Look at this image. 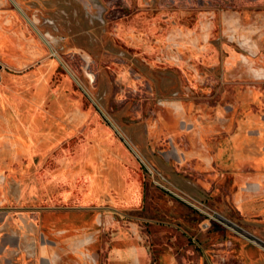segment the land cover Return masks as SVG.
Returning a JSON list of instances; mask_svg holds the SVG:
<instances>
[{
	"label": "rangeland",
	"instance_id": "rangeland-1",
	"mask_svg": "<svg viewBox=\"0 0 264 264\" xmlns=\"http://www.w3.org/2000/svg\"><path fill=\"white\" fill-rule=\"evenodd\" d=\"M0 15L12 39L0 44L4 75L23 81L14 89L26 108L40 75L45 108L61 112L42 162L46 202L56 190L64 220L99 226L96 264H136L115 250L134 239L141 264H244L243 245L264 246V185L254 188L264 167L222 162L264 154L254 141L264 134V0H0ZM36 41L42 53L18 65ZM240 131L249 141L237 149ZM95 179L132 195L87 196ZM64 232L70 264L68 243L83 233Z\"/></svg>",
	"mask_w": 264,
	"mask_h": 264
},
{
	"label": "crops",
	"instance_id": "crops-1",
	"mask_svg": "<svg viewBox=\"0 0 264 264\" xmlns=\"http://www.w3.org/2000/svg\"><path fill=\"white\" fill-rule=\"evenodd\" d=\"M4 23L0 15L1 45L12 40L4 32L6 28V23ZM41 53L42 47L36 41L34 49H25L20 54V58L16 59V63L24 65V58H31L32 55ZM40 79L41 76L38 75L34 98L31 99L29 108L25 107L23 96L16 93L14 89L18 88L19 83L23 81L8 77L5 83L0 82V203L2 204L0 206V264H68L63 258L62 239L66 233L64 229L68 228L72 235L83 233L81 239L75 237L68 243L67 248L78 255L77 257L71 256L70 264H96L99 255L93 251L94 245L90 244L95 241L92 234L95 232L97 234L100 230L99 226L93 224L89 227L88 222L83 225L76 220H64L62 213L56 211L61 208L57 205L60 197L56 190L54 193L53 191L49 193L54 195L52 205H48L45 199L49 189L46 182V170L42 162L45 154L57 145L61 129L58 118L61 112L56 110V107L45 108V84H42ZM12 84H14L13 87H11ZM230 141H233L234 148L240 149L246 141H249V138L240 131ZM219 150H225L222 157L230 151L229 141L220 144ZM37 157L39 160L36 162ZM238 159L229 158L226 161L232 167H239ZM35 166L36 170L32 172ZM240 177L243 181L250 178L247 175ZM98 178L100 179L101 176ZM254 178L258 180L254 186L259 187L258 193H260L264 185V175L259 172ZM95 182L97 186L94 187L91 184L90 193L87 196L100 197L99 192H108L109 197H118L119 201V198L129 193L130 196L132 195L126 187L121 188V184L117 187V193H114L105 188L102 181L95 179L93 183ZM36 194L39 206L32 207L30 197ZM252 197L253 194H239L238 202L246 204L248 213L256 210L252 204L250 208L248 207V202L252 200ZM32 208L34 211H39L38 219L34 218V214L31 213ZM260 209L264 212L263 208ZM71 217L73 218L72 215ZM98 221L104 223L105 226L114 223L112 216L104 220L100 216ZM88 227L94 228V232H88ZM120 244L121 241L115 249L119 256L124 252H129L133 255L136 264L142 263L144 252L135 239L129 249L123 248ZM239 256L244 264H264V246L260 247L252 242L247 243L241 247Z\"/></svg>",
	"mask_w": 264,
	"mask_h": 264
},
{
	"label": "flooded vegetation",
	"instance_id": "flooded-vegetation-1",
	"mask_svg": "<svg viewBox=\"0 0 264 264\" xmlns=\"http://www.w3.org/2000/svg\"><path fill=\"white\" fill-rule=\"evenodd\" d=\"M255 119H258V118H255ZM200 139H201L202 141L205 140V131H204V130H202L201 133H200ZM250 140H251V139H250ZM254 141L256 142L257 148L259 149V147H260V146L263 144V142H264V134H263V132L260 134L259 137L255 138ZM223 152H225V150L220 151L219 148H218L216 156L221 158ZM259 152L261 153V151H259ZM249 154H250V153H249ZM249 154H243L241 157H239V159L237 160V162H238V166H239L242 162H250V163H252V164H253L255 167H257V168H260V167H262V166L264 167V154H263V153H261V155L258 156V157H252V156L249 155ZM222 162H223V164H225V165H227V166H229V167H232V165H231L230 163H228V162L226 161V159H222ZM258 170H259V169H258ZM254 188H255L256 190H258L259 187H255V186H254ZM117 201H118V200H117ZM119 201H121V199H119ZM249 202H250V203H249ZM249 202H248V204H250V205L253 203L252 200H250ZM250 205L248 206L249 208L251 207ZM254 206H255V205H254Z\"/></svg>",
	"mask_w": 264,
	"mask_h": 264
},
{
	"label": "water",
	"instance_id": "water-1",
	"mask_svg": "<svg viewBox=\"0 0 264 264\" xmlns=\"http://www.w3.org/2000/svg\"><path fill=\"white\" fill-rule=\"evenodd\" d=\"M6 78H7V76L4 75V71L2 70V64H0V82L2 81L5 83Z\"/></svg>",
	"mask_w": 264,
	"mask_h": 264
},
{
	"label": "bare ground",
	"instance_id": "bare-ground-1",
	"mask_svg": "<svg viewBox=\"0 0 264 264\" xmlns=\"http://www.w3.org/2000/svg\"><path fill=\"white\" fill-rule=\"evenodd\" d=\"M8 78V77H7Z\"/></svg>",
	"mask_w": 264,
	"mask_h": 264
}]
</instances>
